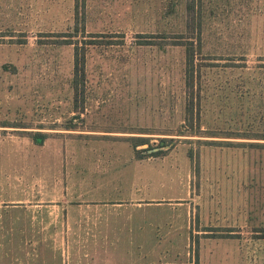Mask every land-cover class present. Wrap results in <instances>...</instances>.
Masks as SVG:
<instances>
[{"label": "rangeland", "instance_id": "obj_1", "mask_svg": "<svg viewBox=\"0 0 264 264\" xmlns=\"http://www.w3.org/2000/svg\"><path fill=\"white\" fill-rule=\"evenodd\" d=\"M186 1L0 0V264H264V0H200L191 136Z\"/></svg>", "mask_w": 264, "mask_h": 264}, {"label": "trees", "instance_id": "obj_2", "mask_svg": "<svg viewBox=\"0 0 264 264\" xmlns=\"http://www.w3.org/2000/svg\"><path fill=\"white\" fill-rule=\"evenodd\" d=\"M78 2V1H77ZM200 0H187L186 1V19L183 26V29L180 33H177L180 37L176 44H180L184 47L185 50V66H184V85L186 90V98L184 105V123L180 125L181 129L177 131V135L191 136L195 135L196 131H193L195 128V80L196 74L199 71L197 69V63L195 62L196 49L194 46V39L197 38L199 41V48L201 49V25H202V11L199 7ZM78 8V4L76 5ZM84 29V26L81 28L76 26L73 31L69 33V38L59 39L62 43L73 44L74 47V68H73V78L71 81V86L74 92V104L75 107L83 104L86 88V65H87V44H97L104 43L97 41V39H91L90 41H84L85 44H80V41H76L73 36L78 35V33ZM100 33H94L93 36H99ZM164 37V36H161ZM75 40V41H74ZM96 40V41H92ZM105 43H112L111 41H106ZM160 46H163L162 43ZM75 125H69L67 129H73ZM201 133V131H198ZM37 141L41 138L42 140L45 137L44 133L38 132L35 134ZM132 142V145L136 153H140V150L137 149L139 145L149 142L148 137L144 136H130L127 138ZM174 140V138L162 137L159 149L154 150L150 155L158 156L166 152L164 147L169 146V144ZM152 148V147H151ZM148 149H142V151H147Z\"/></svg>", "mask_w": 264, "mask_h": 264}, {"label": "water", "instance_id": "obj_3", "mask_svg": "<svg viewBox=\"0 0 264 264\" xmlns=\"http://www.w3.org/2000/svg\"><path fill=\"white\" fill-rule=\"evenodd\" d=\"M157 149H159V147L158 148H153L152 150H157Z\"/></svg>", "mask_w": 264, "mask_h": 264}]
</instances>
